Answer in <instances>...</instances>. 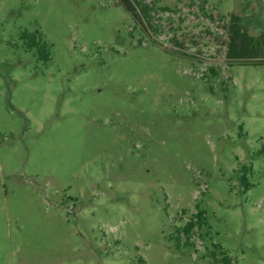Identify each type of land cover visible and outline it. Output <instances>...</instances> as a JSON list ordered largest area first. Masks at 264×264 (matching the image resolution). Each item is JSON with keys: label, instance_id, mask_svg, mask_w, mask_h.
<instances>
[{"label": "rangeland", "instance_id": "1", "mask_svg": "<svg viewBox=\"0 0 264 264\" xmlns=\"http://www.w3.org/2000/svg\"><path fill=\"white\" fill-rule=\"evenodd\" d=\"M131 2L0 0V264H264V0Z\"/></svg>", "mask_w": 264, "mask_h": 264}, {"label": "trees", "instance_id": "2", "mask_svg": "<svg viewBox=\"0 0 264 264\" xmlns=\"http://www.w3.org/2000/svg\"><path fill=\"white\" fill-rule=\"evenodd\" d=\"M120 2L124 5L127 12L133 16L134 18H137V10L135 7L131 5V0H120ZM233 30V41L235 40V37H237L238 31L235 30V26L232 27ZM22 39L25 42L26 49L30 52H34L37 59L39 61L44 62L45 64L49 63L52 59V51L51 46L44 41V39L41 37V34L39 31L35 33L30 32H23L22 33ZM252 171V167H244L240 171L239 180L241 181L245 191H248L253 185L251 184L249 180V173ZM208 225L207 223V212L205 210H200L182 229L178 230V235L175 236L176 240V246L178 249L181 248V236L186 234L188 237V240L184 243L185 247H192L193 244L190 243V235L192 232H194L196 229H203ZM216 248V251L212 252V256H214L217 260V262H221L222 264H237L233 261V259L228 256L225 252L222 251L220 246L214 245ZM221 256V258H217V254Z\"/></svg>", "mask_w": 264, "mask_h": 264}, {"label": "flooded vegetation", "instance_id": "3", "mask_svg": "<svg viewBox=\"0 0 264 264\" xmlns=\"http://www.w3.org/2000/svg\"><path fill=\"white\" fill-rule=\"evenodd\" d=\"M131 5L134 7V5L131 3Z\"/></svg>", "mask_w": 264, "mask_h": 264}]
</instances>
